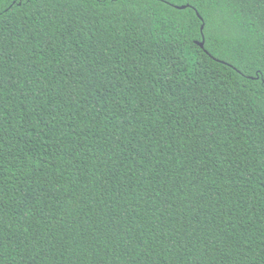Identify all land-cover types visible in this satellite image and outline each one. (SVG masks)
Masks as SVG:
<instances>
[{
	"label": "trees",
	"instance_id": "obj_1",
	"mask_svg": "<svg viewBox=\"0 0 264 264\" xmlns=\"http://www.w3.org/2000/svg\"><path fill=\"white\" fill-rule=\"evenodd\" d=\"M261 57L264 0H0V264H264Z\"/></svg>",
	"mask_w": 264,
	"mask_h": 264
},
{
	"label": "water",
	"instance_id": "obj_2",
	"mask_svg": "<svg viewBox=\"0 0 264 264\" xmlns=\"http://www.w3.org/2000/svg\"><path fill=\"white\" fill-rule=\"evenodd\" d=\"M180 9H184V7H180ZM203 28V27H202ZM202 28H201V30H202ZM198 44V46L200 47V48H203V45H204V41H202L201 43H197Z\"/></svg>",
	"mask_w": 264,
	"mask_h": 264
},
{
	"label": "snow or ice",
	"instance_id": "obj_3",
	"mask_svg": "<svg viewBox=\"0 0 264 264\" xmlns=\"http://www.w3.org/2000/svg\"><path fill=\"white\" fill-rule=\"evenodd\" d=\"M261 62L264 63V57H261Z\"/></svg>",
	"mask_w": 264,
	"mask_h": 264
}]
</instances>
